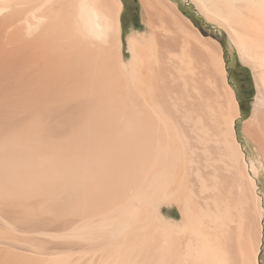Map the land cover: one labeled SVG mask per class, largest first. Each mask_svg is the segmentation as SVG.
Instances as JSON below:
<instances>
[{"label":"bare ground","instance_id":"1","mask_svg":"<svg viewBox=\"0 0 264 264\" xmlns=\"http://www.w3.org/2000/svg\"><path fill=\"white\" fill-rule=\"evenodd\" d=\"M138 2L128 32L125 0H0V264H264V0H188L246 119L221 42Z\"/></svg>","mask_w":264,"mask_h":264},{"label":"rangeland","instance_id":"2","mask_svg":"<svg viewBox=\"0 0 264 264\" xmlns=\"http://www.w3.org/2000/svg\"><path fill=\"white\" fill-rule=\"evenodd\" d=\"M184 13L192 20V22L198 27L205 36H211L218 39L225 51V57L227 60L228 68L231 73L230 82L234 89L237 91L239 99L242 104V110L244 113V119L248 118L252 112L255 97L257 95V86L254 78L253 71L250 67L246 66L236 48L230 41V38L225 30L216 25L215 23L209 22L206 18L198 11L196 6L188 0H176ZM126 11L124 15L126 31L130 32L132 27L139 28L141 23V7L138 0H125ZM135 23V24H134ZM218 37V38H217ZM239 135L242 143L247 150L248 157L251 161L257 162L256 151L252 145L247 143L241 131V123L238 125ZM254 152V153H253ZM260 192L264 196V174L261 172L259 179ZM177 214V210H169V212Z\"/></svg>","mask_w":264,"mask_h":264}]
</instances>
